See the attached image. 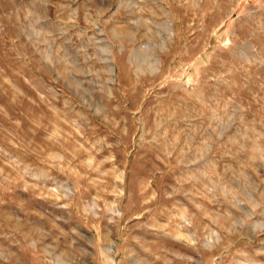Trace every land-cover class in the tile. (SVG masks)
<instances>
[{
  "label": "rangeland",
  "instance_id": "obj_1",
  "mask_svg": "<svg viewBox=\"0 0 264 264\" xmlns=\"http://www.w3.org/2000/svg\"><path fill=\"white\" fill-rule=\"evenodd\" d=\"M0 264H264V0H0Z\"/></svg>",
  "mask_w": 264,
  "mask_h": 264
}]
</instances>
